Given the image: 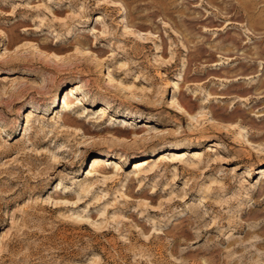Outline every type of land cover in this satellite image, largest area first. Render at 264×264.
Segmentation results:
<instances>
[{
	"label": "rangeland",
	"instance_id": "rangeland-1",
	"mask_svg": "<svg viewBox=\"0 0 264 264\" xmlns=\"http://www.w3.org/2000/svg\"><path fill=\"white\" fill-rule=\"evenodd\" d=\"M182 151L198 168L158 165ZM260 167L264 0H0V264H264Z\"/></svg>",
	"mask_w": 264,
	"mask_h": 264
},
{
	"label": "bare ground",
	"instance_id": "bare-ground-1",
	"mask_svg": "<svg viewBox=\"0 0 264 264\" xmlns=\"http://www.w3.org/2000/svg\"><path fill=\"white\" fill-rule=\"evenodd\" d=\"M106 2V1H105ZM7 16H8V14H6ZM5 15V16H6ZM60 18V17H59ZM102 19H101V17H97V19H96V22H100ZM53 22H57V23H59V19L54 15L53 16ZM23 26V25H22ZM129 27V26H128ZM128 27L127 26H125L124 25V28H123V34H125V35H127V36H129V37H131V36H134V35H137V37L140 35V33H142V32H139V31H132V30H130V29H128ZM64 28V27H63ZM63 28H61V29H63ZM29 29V28H28ZM22 30L24 31V30H27V28H22ZM101 34V33H100ZM149 34V33H148ZM9 40V39H8ZM8 40H6L7 41V43H8ZM79 42V41H78ZM77 42V43H78ZM36 44V43H35ZM27 46V45H26ZM30 47V46H29ZM7 48V47H6ZM4 49V53H3V55H5V57H6V60L7 61H12L14 58L11 56V54H7L10 50L9 49ZM21 48V47H20ZM36 48V47H35ZM32 49V48H31ZM17 50V49H16ZM14 54V53H13ZM19 55V54H18ZM114 54H111V55H109L108 57H111V56H113ZM21 56H23V55H21ZM3 57V56H2ZM23 59V58H22ZM25 59V58H24ZM93 59H95V60H97V58L96 57H93ZM101 60V59H100ZM117 68L118 69H116L117 71V73L118 72H123V71H126V70H128V65L126 64V63H120V64H118L117 65ZM12 73V72H11ZM108 81H109V83H113V84H116V85H119V87H120V83H119V81H116V80H114L113 78H112V76L109 74V76H108ZM135 81H137V80H135ZM134 81V82H135ZM178 81H183L181 78H179V79H177L176 81H172L171 82V85H170V87L172 88V94H171V98H170V100H169V102H168V109H170V110H172V111H174V112H176V113H183L184 115H186L189 119H190V121H191V123L195 120V118H196V115H194L193 113H192V109L187 105V103H185L184 101H183V99H182V97H181V95H180V92H181V85L178 83ZM83 84V82H81L78 86H76V88H71V89H69L68 90V92L65 94V99H64V101L62 102V108L64 109V111H63V113L60 115V116H57L56 117V120H57V122H59L60 124H61V126L60 127H58V128H62V130L61 131H63V132H69V134L71 135V134H73L74 133V131H72V130H70L71 129V127H69L71 124H73V123H75L76 121H77V118H82V114L85 112H77V110L75 111L74 109H76L78 106H82L83 104L81 103V101H82V98H83V94L81 93L82 91H81V87L84 85H82ZM86 84V83H85ZM122 86V85H121ZM84 89H85V87H84ZM121 89H123V88H121ZM124 89H126V88H124ZM129 91V90H128ZM126 92V91H125ZM84 94H85V92H84ZM219 98L220 99H223L224 97L223 96H219ZM74 100H75V102H74ZM55 102V101H54ZM74 110V113L75 114H77L78 116L77 117H73L72 115H70V113L72 112ZM105 109L104 108H101V115L103 116L104 115V113H105V111H104ZM72 114V113H71ZM30 116H32V114H29ZM29 116V117H30ZM84 118V117H83ZM30 119H32V117H30ZM111 120H112V118H111ZM78 122V121H77ZM96 124H98V126L99 127H101L102 126V124H103V121H101V120H99V121H97L96 122ZM115 129V128H114ZM114 131H116V130H114ZM118 131V130H117ZM116 138V137H115ZM116 141H118V143L120 142L119 140H117V139H115ZM247 142V144L250 146L251 144L249 143V141L247 140L246 141ZM122 143V142H121ZM246 144V145H247ZM176 150H180L178 147H172V149H171V151H174V152H176ZM54 154V153H53ZM145 154V153H144ZM181 154H183V155H170V157H168V156H165L164 154H160L159 155V157H160V159L158 160L159 161V163H158V165L159 164H165V165H167V164H174V163H179V165H182L181 167H184V168H187L188 170H194V169H196V168H198V165H200L201 164V162H202V160H203V156L201 155V153H199V152H197L193 157H194V159H192V162H190V163H188L187 162V158L186 159H184V157L187 155V153H186V151H182L181 152ZM188 155H189V153H188ZM53 157V156H52ZM152 156H149V157H147L146 159H143V160H140V161H138V162H136V163H134V165H133V168H132V172H133V174L131 175V177L129 178V180H128V183L129 182H132V181H138L139 183H140V185H143V183H142V181H145V180H147V179H149L150 177H153V175H154V172H152V170L149 172V171H146L147 170V168L150 166V162H152L151 160H150V158H151ZM192 157V158H193ZM100 159L99 158H95V159H93L92 160V166H91V168H90V170H88V172H87V178L89 179V178H93L94 176H98V175H102V182H107L110 178H111V176L112 175H110L109 173H106V172H104V170L106 169V168H104L105 167V165H108V160L107 161H105L104 163L105 164H101L100 165V163H101V161H99ZM63 161V160H62ZM104 168V169H103ZM101 169H103V171L102 172H100V170ZM175 170H176V168H175ZM205 172H207V171H205ZM101 173V174H100ZM256 174H260V175H264V167H260L259 169H258V172L256 173ZM87 179V180H88ZM90 180V179H89ZM57 187H58V189L60 190V183L58 182V184L56 185ZM92 186V185H91ZM129 186V185H128ZM55 191V190H54ZM56 192V191H55ZM150 194H153V192L152 193H150ZM147 200H149V202H151L152 203V199L151 198H148V199H146V201Z\"/></svg>",
	"mask_w": 264,
	"mask_h": 264
}]
</instances>
